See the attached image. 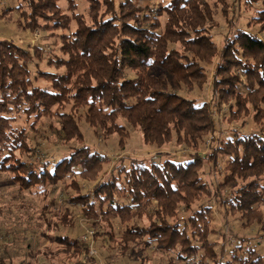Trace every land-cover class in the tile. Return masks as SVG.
I'll use <instances>...</instances> for the list:
<instances>
[{"label":"trees","instance_id":"1","mask_svg":"<svg viewBox=\"0 0 264 264\" xmlns=\"http://www.w3.org/2000/svg\"><path fill=\"white\" fill-rule=\"evenodd\" d=\"M20 1L27 9L21 13L27 30L67 31L73 22L77 25L74 32L61 38L65 57L49 59L50 66L64 73L40 74L51 89L35 86L31 78L34 57L43 56L39 47L31 54L0 40V174L9 173L21 192L47 194L49 187L75 175L95 183L113 159L84 143L57 161L39 157L38 169L21 158L35 151L27 130L13 126L19 115L33 118V127L46 116L59 118L61 125L55 133L65 145L77 138L83 143L85 138L78 118L53 111L73 100L86 107L85 121L100 138L127 132L118 122L123 118L138 130L146 146L162 147L174 140V134L179 135L174 144H182V137H186L183 142L200 141L212 130L210 105H198L180 91L185 84L205 82L207 74L201 63L211 55L218 57L213 90L218 104L229 105V122L238 121L243 114L264 126V38L249 29H237L233 17L227 21L232 31L222 37L219 50L211 40L208 22L212 14L205 0H169L167 5H155V0H84L90 22L78 13L75 0H68L72 15L60 7V0ZM257 3L259 0H246L245 4L251 7ZM256 12L251 21L264 27V0ZM124 142L123 136L119 146ZM216 151L229 157L231 172L221 187L231 197L226 200L224 192L217 190L215 200L224 199L228 213L240 215L244 227L261 224L264 230V128L252 133L236 131ZM216 151L209 155V163ZM128 160L129 165L119 163L86 194L73 181L70 187L76 193L66 198L67 208L57 228L70 227L72 209L78 206L86 219L105 221L108 227L113 219L126 225L145 217L148 226H127L119 240L108 234L110 241L117 242L122 257L143 244H155L166 254L177 251V261L184 264H264V255L250 245L231 250L230 260L217 253L210 241L214 206L208 203L193 209L194 200L210 195L202 178L205 162L201 157L185 162L167 157L150 166L145 159ZM120 195L126 201L121 202ZM180 203L191 212L186 219L178 217ZM56 241L57 264H99L97 256L90 254L89 244L65 234ZM24 255L18 264H33L34 254L27 251ZM49 257L53 261L51 253ZM9 261L0 256V264H15Z\"/></svg>","mask_w":264,"mask_h":264},{"label":"rangeland","instance_id":"2","mask_svg":"<svg viewBox=\"0 0 264 264\" xmlns=\"http://www.w3.org/2000/svg\"><path fill=\"white\" fill-rule=\"evenodd\" d=\"M75 2L79 8L78 13H82L90 22L87 2L84 0H75ZM168 2L169 0H155L153 3L155 5H167ZM205 2L209 3L210 14H212L208 22L209 32L212 35L211 40L217 43L219 50L222 37L232 31L228 27L227 21L233 17L236 20L237 29H249L252 33L264 38V27L255 25L251 21L252 17L257 14L256 9L260 7L261 0L251 7L245 4L246 0H227L226 4L217 3L215 0H205ZM59 5L65 13L72 15V11L68 7V0H60ZM24 9L27 10L20 0H0V40H7L15 46L18 45L26 49L31 54H33L34 48L39 47L43 56L41 59L34 57L33 63L30 65L31 78L35 86L51 89L50 83L46 79H42L40 74L43 72L64 73L63 69L53 68L48 63L49 59L55 56L65 57L61 52V38L67 37L76 30V22H73L70 30L67 31L27 30L21 16ZM161 20V29L165 31L167 17H162ZM176 47L180 46L177 45ZM217 62L218 57L216 55H211L209 60L202 62L201 64L205 67L204 70L207 74L205 82L185 84L180 91L183 97L195 101L198 105L203 103L210 105L213 119L212 130L208 135H204L200 141L189 139L183 142L186 137H182L180 138L182 144H174V141L177 142L179 137L178 134H174L173 143L167 142L162 147L146 146L138 130L131 127L123 118L118 122L126 127L127 132L111 134L106 139L100 138L95 134L96 130L85 121L86 107L78 106L73 100L67 105L54 107L53 111H62L68 115L73 114L78 118L85 138L83 143L81 139L77 138L65 145L55 133V129L61 125L59 118L46 116L36 127H33V118L28 119L25 114L19 115L13 126L27 130L29 145L35 151V154H23L21 158L35 165L38 169L40 168L38 163L40 158L43 161L47 159L57 161L72 149L80 148L84 143L112 158L113 162L104 167L95 183L84 181L75 175L60 182L55 188L49 187L47 194L38 191L21 192L18 185L13 183L9 173L0 174V256H5L8 262H10V258L15 264H18L24 259V254L30 251L34 254L31 259L33 264H57L56 250L59 249V246L56 237L65 234L81 241V237L88 230H91L94 232L92 239L95 242L99 264H184V262L177 261V251L166 254L157 249L155 244L152 247H146L143 244L136 247L133 252H129L126 257L121 256L117 242L110 241L108 234L113 233L116 240H119L127 226H148V220L145 217L131 220L129 223L126 222V225L122 224L119 219H113V222L111 221L112 226L108 227L105 221L98 220L94 223L91 218L86 219L82 214L83 208L78 206L72 209L73 221L69 228L63 226L57 228V226L67 208L66 198L74 196L76 193V189L70 187L73 181L82 188V193L86 194L94 190L95 184L108 176L111 169L119 163L123 162L125 165H129V158L145 159L147 166H150L155 161L159 164L163 163L167 157L185 162L194 156L201 157L202 161L205 162V166L202 168V178L208 183L210 195H203L197 200L193 199V203L196 202L193 209L208 203L214 206L213 222L210 225L212 231L210 241L216 245L217 253H222L224 259L230 260L231 250L237 249L243 244L250 245L261 255H264V230L261 224L244 227L240 215L233 216L228 213L223 202L224 199L220 202L215 200L217 190L224 192L226 200L231 197V194L227 193V189L221 187L224 177L231 172L228 169L229 157L223 156L220 151L216 150H219L226 140L233 138L236 131L252 133V131H260L264 128V126L261 128L257 125L252 116L247 117L243 114L238 118V121L229 122V105L218 104V94L213 90ZM129 75L133 77L132 74ZM123 136L125 142L121 148L119 141ZM214 151L217 152L214 161L209 163V155ZM123 197L124 195H120L118 199L121 202L126 201ZM45 207L48 208L47 214H43ZM261 211L264 214V206L261 207ZM190 213L185 209L184 203L179 204L178 217L180 219H186ZM55 223H57L56 226ZM7 251H10L9 254ZM50 253L54 257L53 261L49 260ZM70 264H74V262ZM210 264L213 263L210 262Z\"/></svg>","mask_w":264,"mask_h":264},{"label":"built area","instance_id":"3","mask_svg":"<svg viewBox=\"0 0 264 264\" xmlns=\"http://www.w3.org/2000/svg\"><path fill=\"white\" fill-rule=\"evenodd\" d=\"M93 236H94V232L88 230L87 233L81 237V241L83 243L89 244V252L92 256H97V252L95 250V242L92 239Z\"/></svg>","mask_w":264,"mask_h":264}]
</instances>
